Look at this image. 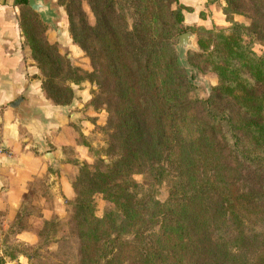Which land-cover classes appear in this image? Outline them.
I'll return each mask as SVG.
<instances>
[{
  "label": "trees",
  "instance_id": "trees-1",
  "mask_svg": "<svg viewBox=\"0 0 264 264\" xmlns=\"http://www.w3.org/2000/svg\"><path fill=\"white\" fill-rule=\"evenodd\" d=\"M87 1L96 25L92 29L81 18L82 34L77 35L75 24L70 32L83 49L93 47L94 55L98 54V67L102 66L106 78L102 91L112 86L115 91L109 92L113 101L107 108L110 118L105 128L108 147L104 151L110 160L100 157L96 165L86 164L81 170L74 182L76 209L85 210L93 194L100 192L113 206L100 224L120 231L131 228L127 234L135 236L131 240L109 238L96 264H124L119 255L126 248L132 254L128 263L134 264H264V243L252 252L245 245L248 212L259 205L256 196L229 189L226 182L211 177L198 182L180 164L187 159V142L197 147L191 152L195 157L201 151L207 152V159L222 156L227 147H220V132L234 139L235 149L244 148L240 154L264 163V53L253 49V35L264 42L259 20L254 18L246 26L230 17L233 25L229 28H199L202 52L194 54L204 58L219 83L207 99L191 101V82L179 63L172 34L174 24L184 21L183 10L191 11V6L179 4L180 0H131L133 23L129 24L123 7L118 14L116 0ZM241 1L227 0V13H239ZM253 1L264 7V0ZM16 2L29 6V0ZM176 3L180 7L173 8ZM68 15L73 25L71 8ZM203 123L201 133H190V127ZM173 155L176 160L171 159ZM137 173L149 174L153 187L171 182L167 203L150 197V186L144 190L145 185L134 178ZM204 200L215 211L219 236L207 234L211 226L199 205ZM157 203L164 211L160 216L153 212ZM116 211L124 213L119 226L117 214L113 217ZM158 217L160 229L148 233L147 220L155 222Z\"/></svg>",
  "mask_w": 264,
  "mask_h": 264
},
{
  "label": "rangeland",
  "instance_id": "rangeland-1",
  "mask_svg": "<svg viewBox=\"0 0 264 264\" xmlns=\"http://www.w3.org/2000/svg\"><path fill=\"white\" fill-rule=\"evenodd\" d=\"M50 1L53 2L59 15L56 28L43 23L39 15L27 4L20 6L24 32L23 50L27 61L35 66L34 76L41 82L45 96L61 105H70L69 124L73 128L74 139L73 142L62 145V148L59 147L61 152L59 165H54L50 170L53 178L46 179L44 176L34 178L17 213L9 219L0 214V264H96L95 260L103 253L109 238L131 240L134 236L127 234L132 230L131 228L127 227L120 231V229L104 228L100 224L99 221L103 219L106 211L113 207L100 192L93 194L91 205L85 210L76 209L77 195L74 182L80 176L81 170L86 164L96 165L100 157L105 158V162L110 160L104 151L108 147V130L105 128L110 118L107 108L113 101L109 92L115 89L110 81L109 87L112 86L110 90L108 88L102 91V84H105L106 78L102 66L98 67L100 62L98 54L94 55L93 47L83 49L74 41L70 32L75 24L77 35L82 34L80 33L81 18L88 21L86 24L92 29L96 25L97 19L90 3L87 0ZM116 1L119 2L118 5L116 4L118 14L122 13L123 7L126 21L132 24L133 6L131 3L128 4L131 0ZM183 2L192 4L190 5L192 10H183L184 21L174 24L172 34L177 40L176 51L179 63L185 68L191 82L188 98L191 101L204 100L209 97L219 80L214 72L207 69L204 58L194 54L202 52L199 46V28H229L233 25L229 21L230 17L236 22L251 26L254 18H257L264 38V7H260L253 0H242L238 6L239 13L228 14L227 0H183ZM181 3L180 0L179 4ZM179 4H173V8L180 7ZM68 8H71L75 14L73 25L68 15ZM194 14L196 20L192 17ZM188 15L191 16L189 19ZM118 20L122 22L119 17ZM59 27L62 28V32H58ZM189 30L196 34V48H190L181 54L178 49L179 35ZM91 32L92 30H89L88 38H91ZM253 36L255 41L253 49L262 55L264 42L257 41V34ZM245 39L250 41L251 37ZM93 45L97 44L93 42ZM115 104L114 99L110 109L114 110ZM73 113L75 115H72ZM204 125L205 123L200 124L199 127H190V133H201ZM217 138L222 144L220 147H227L221 152L224 153L222 156L213 155L211 159H207V152L201 151L199 156L195 157L191 152L197 147L195 149L190 142H187V159L180 164L183 171L190 169V176L198 182L211 177L217 181L223 180L229 189L236 188L256 196L259 205L250 209L251 212L247 211L249 219L246 225V240H248L245 245L252 252L254 248L260 249L261 243H264V193H262L264 163L254 157H248L245 153L240 154V150L244 151V148L241 149L240 145L235 149L231 144L234 139L230 135L220 132ZM183 145L181 143L182 148ZM171 159L176 160L175 155ZM172 173L176 174L175 171ZM134 178L137 183L145 185V189L138 186V190H148L150 186L148 195L150 197L154 195L161 204L167 203L172 192L171 182L153 184V187L149 174L137 173ZM199 205L204 220L211 226L207 234L219 236L212 213L215 211L205 200ZM153 212L160 216L164 211L157 203ZM116 214L118 216L116 223L119 226L121 219H124V213L116 211L113 217ZM159 218L155 222L150 218L147 220V226L151 230L148 233L160 229ZM131 256L128 248L119 255L120 260L126 261L124 264H134V262L128 263Z\"/></svg>",
  "mask_w": 264,
  "mask_h": 264
},
{
  "label": "crops",
  "instance_id": "crops-1",
  "mask_svg": "<svg viewBox=\"0 0 264 264\" xmlns=\"http://www.w3.org/2000/svg\"><path fill=\"white\" fill-rule=\"evenodd\" d=\"M20 8L16 0H0V214L8 219L34 178H53L59 149L74 139L70 105L45 96L35 66L25 58Z\"/></svg>",
  "mask_w": 264,
  "mask_h": 264
},
{
  "label": "water",
  "instance_id": "water-1",
  "mask_svg": "<svg viewBox=\"0 0 264 264\" xmlns=\"http://www.w3.org/2000/svg\"><path fill=\"white\" fill-rule=\"evenodd\" d=\"M29 6L39 15L41 21L46 25L56 28V20L59 15L52 1L47 0H29ZM62 32V28H57ZM196 34L192 31H186L179 35L178 49L182 54L190 48H196ZM20 101H17L12 107L14 108ZM72 115H75L74 113ZM48 158L52 159V154L48 153Z\"/></svg>",
  "mask_w": 264,
  "mask_h": 264
}]
</instances>
